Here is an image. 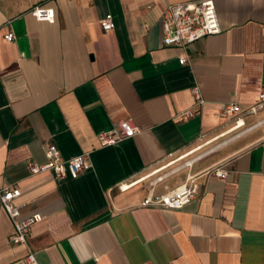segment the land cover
I'll list each match as a JSON object with an SVG mask.
<instances>
[{
    "label": "crops",
    "instance_id": "0c3cea01",
    "mask_svg": "<svg viewBox=\"0 0 264 264\" xmlns=\"http://www.w3.org/2000/svg\"><path fill=\"white\" fill-rule=\"evenodd\" d=\"M183 1L0 0V186L19 187L21 216L42 214L27 237L39 264H264V107L221 114L264 88V0H214L220 33L165 45L163 8ZM37 4L53 23L28 13ZM127 118L142 131L101 146ZM48 143L87 166L31 173ZM220 163L226 178L203 174ZM190 173L199 195L185 207L140 206ZM12 230L0 205V264H25Z\"/></svg>",
    "mask_w": 264,
    "mask_h": 264
},
{
    "label": "built area",
    "instance_id": "2783aa9c",
    "mask_svg": "<svg viewBox=\"0 0 264 264\" xmlns=\"http://www.w3.org/2000/svg\"><path fill=\"white\" fill-rule=\"evenodd\" d=\"M28 13L38 21L53 23L55 10L53 7L37 4L31 7ZM163 43L168 46H186L200 38L221 32L214 0H191L167 4L161 14ZM102 30L109 31L114 28L111 14H107L100 20ZM15 38L13 31L4 34L6 41ZM180 62H184L182 58ZM194 96V105L202 106L204 98L198 85L191 88ZM264 107V88L259 92L256 101L244 112H241L239 104L229 103L221 108V114L226 119L240 122L243 114H257ZM194 114L192 109L178 113L180 118L187 119ZM142 131L131 119H123L118 122L113 130L101 131L98 140L101 146L114 145L120 140L132 137ZM46 160L42 163L32 162L29 165L33 174L45 171H53L57 176H64L67 172L75 175L82 171L88 164L87 154H78L71 158H63L59 149L48 143L45 148ZM191 165L192 160L186 162ZM230 173V167L225 164H216L206 170L204 175H214L218 178H226ZM198 174H187L185 182L173 189H167L164 193L155 195L150 192L141 202L140 206L157 207L164 209H181L194 201L199 195ZM20 196L19 187L16 184L0 186V205L12 222V233L9 241L13 244L25 246L23 256L25 264H39L34 250L28 246V233L32 225L40 222L43 218L39 212H33L21 216L23 205L17 201Z\"/></svg>",
    "mask_w": 264,
    "mask_h": 264
}]
</instances>
